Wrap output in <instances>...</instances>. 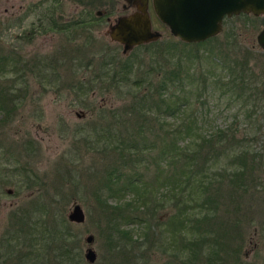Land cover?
<instances>
[{
	"label": "rangeland",
	"instance_id": "374dc122",
	"mask_svg": "<svg viewBox=\"0 0 264 264\" xmlns=\"http://www.w3.org/2000/svg\"><path fill=\"white\" fill-rule=\"evenodd\" d=\"M53 2L0 0V49H14L27 61L17 71L18 78L12 71L7 74L16 78L10 82L16 88L17 104L11 109V101L3 98L8 110H0V264H62L58 255L62 236H68L65 243L78 252L76 258H66V264L69 260L70 264H264V151L262 157L255 156L258 168L245 192L242 186L231 188L218 174L217 179H209L208 171L198 186L193 185V192L182 191L190 192L191 199L182 196L176 201L167 187L160 192L152 178L169 173L173 180L182 167L179 161L170 163V158L153 153L156 160L147 163L145 156L142 161L123 157L124 164L121 158L118 162L117 129L122 125L117 123V106L123 102L122 92L93 76L101 60L107 59L101 56L104 52L114 54L113 61L155 59L166 69L176 63L182 68L191 65L190 73L195 74L199 63L209 66L211 61H196L186 54L194 48L219 53V45L229 53L247 50L253 71L264 76V51L255 41L264 12L247 13L255 17L251 21L235 17L239 13L224 16L217 38L184 44L157 18L147 0L151 29L160 34L123 53L121 43L111 39L109 26L136 9L132 1L57 0L49 9L55 19L64 23L85 16L87 25L72 34L71 30L40 32L36 26L42 9ZM233 28L240 29L235 42L225 39ZM223 41H229L227 47ZM173 91L188 103L178 115L164 117L168 124L198 123L205 133L220 127L233 131L241 140L237 142L250 150L261 145L264 97L253 94L248 99L244 90L235 101L210 80ZM226 161L219 157L216 165ZM123 168L127 173H144L142 179L156 193L146 196L143 205L141 197L132 203L140 205L141 218L128 224L125 233L116 229L117 201L123 212L132 196L121 187V177L117 181V170ZM155 196L158 204L153 202ZM74 202L83 209L81 222L66 218ZM26 210L35 234L24 230ZM61 222L68 232H63ZM87 234L92 235L90 242L84 238ZM88 246L96 254L92 262L83 255Z\"/></svg>",
	"mask_w": 264,
	"mask_h": 264
},
{
	"label": "trees",
	"instance_id": "16d2710c",
	"mask_svg": "<svg viewBox=\"0 0 264 264\" xmlns=\"http://www.w3.org/2000/svg\"><path fill=\"white\" fill-rule=\"evenodd\" d=\"M56 1L51 5H45L42 9L36 26L37 30L40 32L49 30L66 32L71 30L72 34L73 31L77 32L78 27L87 25L88 19L85 16L79 20L64 23L55 19L49 9L55 6ZM238 15L243 16L245 20L255 19L254 16L243 12L235 15V17ZM234 29L225 35L226 40L236 41L240 29ZM215 38L217 36L213 35L201 41H181L184 44H196ZM223 42L225 46L229 43V41ZM217 43L220 44L221 42L217 41ZM218 47L219 53L210 51L202 53L194 48L193 53L186 54V56L196 61L201 62V58L211 61L209 66L207 64V66H201V63H199L200 66L196 68L195 74L190 73L191 65L182 68L181 64L174 63L175 65L166 69L164 62L156 64L155 59L144 62L138 58L137 60L119 57L117 61H113L111 57L115 55L108 56L104 52L101 56H107V59L103 58L101 60L99 68L93 75L96 76L95 80L103 79L107 82V85L117 86L122 92L123 102L117 106V123L122 125L119 130L117 129V152H119L117 160L121 158L123 165L125 160L123 157L131 162H137L142 161L143 156H145L144 162L147 163L150 160H156V157L153 156V153H156L158 157L170 158V163L179 161L182 167L177 171L173 180L169 179V173L160 179L156 174L152 178V180L158 181L157 188L161 189L160 192L167 187L169 194L173 193L176 201L180 200L182 196L191 199L190 192H193L194 187L200 184L202 176H206L208 171L207 177L209 179H217L219 176V178H222L221 180L231 184V188L232 184L238 187L242 186L245 192L258 168L255 156L262 157L264 151V139L261 145L253 151L239 144L238 142L241 140L235 139L233 131L229 130L228 133L227 129L216 127L215 130L205 133L198 123L178 121L168 124L169 122L164 119L165 116L178 115L188 103L187 100L179 98L176 94L174 95L173 88L181 89L195 84L197 80H200L203 84L206 80H210L211 85L230 93L231 99L235 101L246 90L249 93L248 99H252L253 94L255 97H264V76H258L253 71L248 62L249 57L245 54L248 51L244 50L242 53H238L235 50L229 53L221 50L220 45ZM1 50L3 49H0V110L7 112L8 108L3 105V98L11 101V109L17 104V100H15L17 97L15 95L16 88L11 85L16 78L10 79L7 74L12 71L18 78L17 71L20 67L27 66V61L14 49L10 48L11 51L6 52ZM169 57L168 59H170ZM111 114L115 116L116 113L114 114L111 111ZM219 157L225 158L227 161L216 165ZM143 174L136 170L127 173L124 168L117 170V181L121 177V187L123 186L132 195L124 204V206H127L123 210L126 214L122 212V207L117 201V232H127L128 224H132L135 219L141 218L137 211L140 205L134 206L132 204L134 201L141 197V204L143 205L146 196L156 195L153 190L149 189L150 183L142 179ZM216 174H218L217 177L214 176ZM140 183H143V191L139 190L141 188ZM194 184L196 186H193ZM187 188L190 192L183 193L182 191ZM176 193L179 194L178 197H176ZM131 199L133 200L130 201ZM153 202L158 204L157 196L154 197ZM193 204H189L191 209L194 207ZM131 208L134 211L132 213L129 211V213L128 210ZM28 215L29 212L26 210L25 217L27 221H25L24 230L27 234H35L28 223L30 218H28ZM18 218L20 219L19 216ZM62 227H64L63 232L69 231L67 225L62 223ZM45 230H48V228H45ZM53 230L57 231L56 229ZM41 235L42 232H40ZM69 239L68 236H62L58 240L62 241L58 244V255L63 260L62 264H66L64 261L66 258H76L78 254V252L70 250V247L65 243ZM70 263L69 260L68 264Z\"/></svg>",
	"mask_w": 264,
	"mask_h": 264
},
{
	"label": "water",
	"instance_id": "95a60500",
	"mask_svg": "<svg viewBox=\"0 0 264 264\" xmlns=\"http://www.w3.org/2000/svg\"><path fill=\"white\" fill-rule=\"evenodd\" d=\"M136 9L118 16L109 26L111 39L122 45V52L132 46L157 38L159 31L151 29L150 19L146 10L147 0H130ZM157 18L169 29V32L185 42L201 41L217 34L222 28L224 16L240 12L259 15L264 12V0H151ZM100 14V10L95 11ZM258 47L264 51V25L255 34ZM70 221L81 222L84 212L77 202L71 204L66 213ZM90 242L91 234L85 235ZM84 258L88 262L95 259V251L90 247L84 250Z\"/></svg>",
	"mask_w": 264,
	"mask_h": 264
},
{
	"label": "flooded vegetation",
	"instance_id": "af4514ba",
	"mask_svg": "<svg viewBox=\"0 0 264 264\" xmlns=\"http://www.w3.org/2000/svg\"><path fill=\"white\" fill-rule=\"evenodd\" d=\"M262 25H264V23H263ZM262 25H261V26H262ZM261 26H260V27H261ZM260 27H259V28H260ZM259 28H258V29H259ZM215 35H216V34H215ZM212 36H213V35H212ZM209 37H210V36H209Z\"/></svg>",
	"mask_w": 264,
	"mask_h": 264
}]
</instances>
